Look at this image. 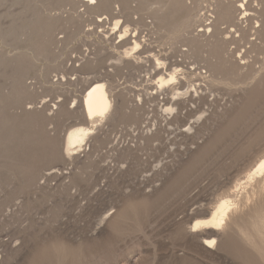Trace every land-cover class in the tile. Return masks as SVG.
Listing matches in <instances>:
<instances>
[{
  "label": "rangeland",
  "instance_id": "obj_1",
  "mask_svg": "<svg viewBox=\"0 0 264 264\" xmlns=\"http://www.w3.org/2000/svg\"><path fill=\"white\" fill-rule=\"evenodd\" d=\"M96 1L0 0V264H264V180L235 187L264 154V0H245L252 9L236 10L233 26L223 21L222 52L211 30L198 34L216 18L217 0H203L206 17L180 36L154 15L173 11L167 1ZM113 15L138 27L142 56L178 61L186 73L176 91L158 97L153 79L139 85L143 61L118 68ZM48 16L60 19L36 53L43 35L30 33L48 29ZM169 16L176 26L187 10ZM194 36L198 48L186 39ZM92 76L108 80L115 102L140 119L150 110L151 130L136 129V138L127 130L133 119L119 118L53 162L48 156L83 118L78 101ZM228 194L238 203L226 226L192 231Z\"/></svg>",
  "mask_w": 264,
  "mask_h": 264
},
{
  "label": "bare ground",
  "instance_id": "obj_2",
  "mask_svg": "<svg viewBox=\"0 0 264 264\" xmlns=\"http://www.w3.org/2000/svg\"><path fill=\"white\" fill-rule=\"evenodd\" d=\"M75 1H76V3L82 2L83 4H85L87 6L90 4H93L94 2H97L96 0H75ZM166 1L169 4L171 3L174 5L173 11L169 12V13L167 11V13H165L162 11L163 8H160V9L154 11L155 12L154 15L156 16V19L159 20L160 24H162L164 26H167V25L171 26L170 30L173 32V34L175 36L176 35L180 36L188 27L195 25L199 21H202L201 19H203V17L205 16L200 12L202 9H204L203 8L204 7L203 6V0H194V2H193L194 6H189V4H187L185 0H158L157 2H160L163 5H166V3H167ZM237 1L238 0H217V5H216V7L214 6L216 8V11H217L216 12V14H217L216 18H214V20H212V21L209 20L210 17L206 18L207 19L206 22L210 21L211 24L206 23V22H205L206 24H203L204 22H201L202 23L201 27L204 26V28L198 30V32H199L198 34L202 35V37H205L204 36L205 33L207 34L208 32H210V30H211V32H213V35L216 37V40H214V43H213L214 49L216 50V51L214 50L215 52H218L219 49H220V52H222L224 50L225 44L227 43V42H224L223 39L219 38V34L221 33V30H222V28H220V25L223 23V21L229 22V24L232 22V24H233L234 23L233 21L236 20V16H235L236 10L243 9L240 7H246L248 9L249 5H247V6L245 5V2H244L245 0H242V2L239 5L236 4ZM246 1L248 2V0H246ZM239 2H240V0H239ZM145 4H148L147 1L145 2ZM98 6H102V7L109 8V9L111 8V4L107 1L101 2ZM145 7H148V6H145ZM196 8H198V10ZM246 8H245V10H247ZM180 9H186L187 10V16L185 18L183 17L184 19H180L181 21H178L179 23L176 22L175 23L176 26H174L173 23H170L171 17L169 16V14H172L173 12H176ZM195 9L197 10V13H195ZM249 9H252L251 5L249 6ZM248 11L251 12V10H248ZM256 11L257 10H255V12ZM204 14H206V12ZM175 15H176V13H175ZM236 15L238 16L239 14L236 13ZM252 15H254V14H252ZM48 17L51 20V22L54 20L60 19L58 16H54V17L48 16ZM111 17H113L112 23H111L112 25H111V29H109V30H111V34H116L115 39L116 38L119 39V42H120V45H118V47L122 48V50L119 51V55L116 57L117 60L114 59L117 61V66H119L118 68H123L124 65H127V66L132 65L133 66V65H135V63L138 64L139 62L143 61L144 67H146L145 70L148 72L144 73L143 72L144 70L142 71V69H141L143 74L140 73L141 72L140 71L136 75V76H138V78H133L136 80L138 79L137 81H138L139 85H141V83L143 85V82L146 81L147 78H148V82L151 81V79H153L154 88H152L150 86L152 89L150 88L151 92L148 91V93L150 92L152 95L158 94V97H159V95L161 96L162 92H164L163 90H166V88L172 87L176 91V89L179 88V87L177 88V86H178L177 84L178 83L181 84L180 81L182 80V78L180 80V74L186 73L184 71V69L182 67H180L179 64H176L178 61L176 60L177 61L176 63H174V61L172 62V60L167 61L166 59H164L165 57L163 58V56H161L159 53H156V52H153V53L151 52L149 54L147 53L148 55L146 54L145 56H142V54L145 52L143 49L145 47L143 46L142 39H140V37L138 35V33H139L138 27L134 28V26L131 24L132 22H128V23H126L124 21L122 22V19L119 17V15L118 16L113 15ZM247 17H246V19H248ZM249 17H252V16L250 15ZM234 18H235V20H234ZM252 18H250V19H252ZM174 19L175 18H173L172 20H174ZM206 19H204V20H206ZM241 19H242V17H241ZM237 20H239V19H237ZM49 21L46 22L49 26L51 25L50 27H48V29H46L47 26L45 28H43L42 26H38L39 27L38 30L30 33V34L33 33V34L37 35L36 37H39V35L41 33L43 35L42 37H39V38H41V40H38V41L35 40L34 41L35 43L33 45H35L34 47H36L38 50V51H36V53L44 52L46 49V44L50 43L53 40L54 25L56 23L53 24V22L50 23ZM104 21H105V18L98 20L99 23H103ZM241 21H243V20H241ZM172 22H175V20ZM45 24H44V26H45ZM238 24L239 23H237V26H239ZM197 25L200 27L199 24H197ZM198 26H196V27H198ZM231 26H233V25H231ZM237 26H236V28H237ZM210 27H211V29H210ZM33 28H35V27H33ZM208 28H209V30H208ZM232 30H234V29H232ZM238 31H236V32H238ZM211 34L212 33H210V35ZM241 35H243V34H241ZM233 38H232V40H233ZM240 38H243V37H240ZM186 39H188V41L190 42V43L188 42L189 46L193 45V47H195V48H198L199 46H201V44L199 42L201 37L199 39L198 37L194 36V37H190V38H186ZM115 47H117L116 44H115ZM217 48H218V51H217ZM185 51H187V50H185ZM227 51H229V50H227ZM223 54L224 53H222V55ZM166 57H168V56H166ZM221 58H223V56ZM1 62H2V60H1ZM85 62H87L88 65H90L91 67H95L94 63H93V62H96L95 60L88 58V59H86ZM123 62H124V65L122 66ZM209 66L215 68L218 65L215 62V64L211 63V65H209ZM137 67H138V65L136 66L135 69H137ZM142 67L143 66H141V68ZM19 79L23 80L24 76L19 77ZM183 82H184V80H183ZM143 86H145V85H143ZM180 86H182V85H180ZM147 90H149V89H147ZM147 90L144 92H147ZM165 93L167 94V92H165ZM170 93H171V91H170ZM181 93L182 92H179V94H181ZM143 95L144 94L142 91V96ZM178 96H180V95H178ZM178 96L176 98H178ZM138 97H140V95ZM174 97H175V95H174ZM148 98L150 99V97H148ZM163 98H161V99L163 100ZM176 98H174V99L176 100ZM179 98H181V97H179ZM141 99L142 98H139V100H141ZM147 99H144V100H147ZM158 99H160V98H158ZM164 99H166V98H164ZM175 100H174V103H176ZM166 101H167V99H166ZM78 103L80 104L79 106L81 107V112H82L81 115L83 118L78 124H74L73 126L69 127L68 130L66 131L64 138H63V149H59L57 151L55 150L52 152V155L48 156V157H50V160L53 162L63 159L65 155L66 156H68V155L72 156L76 153H79L82 149H84L83 146L88 143L89 139H91L97 133V129L100 128L101 126H103V124H105V123H114L116 120L118 121L121 118H132L134 121L132 123L134 125L127 130L129 132L131 131V135L135 136L136 138L139 136L137 134L140 132V130H142V128H145V129L147 128V131L151 130V127L149 126V124L151 122L150 121L151 117L149 114L150 110L146 114L144 113L143 114L144 116L142 115V118L140 119L141 115L135 114V112H134L136 110H132V109L127 110L126 106H124L123 104L118 105L115 102L114 96L112 95V89L109 86L108 80H106L104 77L102 78L101 76H99V77L98 76H94V77L92 76L91 78H89L85 84L83 95L81 96ZM138 103H140V102H138ZM169 103H171V100ZM115 105H116V107H115ZM141 106H140V108L144 107V105H143V107H141ZM136 109H139V108H136ZM143 109L145 111V108H143ZM153 119H152V121H153ZM136 129H138L139 132L138 131L136 132ZM58 170L59 169H57V171ZM55 171L56 170H54L53 172H55ZM260 177L264 180V154L261 155L257 159L255 165L249 169V171L245 174V176L242 177L245 180L241 182L240 180L242 178L239 179V181L235 184V187L240 186V188H241V186L243 184L249 183V182L251 183V181L253 182V180L260 178ZM259 184H260V179H259ZM259 188H260V186H259ZM260 190H262V189H260ZM236 201L233 199L232 195L228 194V195L221 196L217 200L216 204H214V206L212 207V209L210 210L209 214L206 217H204L202 219H196L194 221V223L191 225V230L192 231H198L201 229H211V230L217 231V230L223 229L226 226L227 221L230 218V215H232L231 213L233 212V210L237 206L238 202L236 203ZM235 212H237V211H235ZM252 237L253 236L251 235V237H249V239L253 242L254 239ZM213 241L216 242V238L214 236H211V238L205 239L204 244L207 247H211V244H214Z\"/></svg>",
  "mask_w": 264,
  "mask_h": 264
},
{
  "label": "snow or ice",
  "instance_id": "obj_3",
  "mask_svg": "<svg viewBox=\"0 0 264 264\" xmlns=\"http://www.w3.org/2000/svg\"><path fill=\"white\" fill-rule=\"evenodd\" d=\"M213 243H215V242L213 241Z\"/></svg>",
  "mask_w": 264,
  "mask_h": 264
}]
</instances>
